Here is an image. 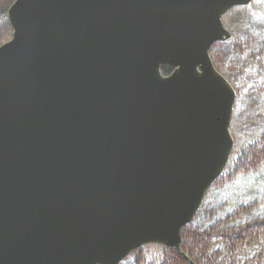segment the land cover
Listing matches in <instances>:
<instances>
[{"label": "water", "instance_id": "water-1", "mask_svg": "<svg viewBox=\"0 0 264 264\" xmlns=\"http://www.w3.org/2000/svg\"><path fill=\"white\" fill-rule=\"evenodd\" d=\"M249 1L14 0L0 45V264L179 249L232 148L235 95L208 49Z\"/></svg>", "mask_w": 264, "mask_h": 264}, {"label": "rangeland", "instance_id": "rangeland-1", "mask_svg": "<svg viewBox=\"0 0 264 264\" xmlns=\"http://www.w3.org/2000/svg\"><path fill=\"white\" fill-rule=\"evenodd\" d=\"M13 2L0 0V44L11 36L7 10ZM221 21L230 36L212 46L210 58L218 72L229 81L235 95L229 123L232 149L226 168L206 191L196 215L185 230L189 227L204 231L223 220L229 228L264 221V158L260 159V153L264 152V138L259 137L264 130V0H250L245 5L232 7ZM250 156L258 159L252 162L253 157ZM249 157L251 161H248ZM246 190H251L250 195L234 199ZM219 194L222 196L218 199ZM180 240L178 250L164 247L169 248V253L172 249L190 260L181 249V232ZM217 240L212 238L211 251ZM156 245H142L119 264H143L142 261L136 262L137 257L155 255ZM215 250L223 252L219 242ZM250 251L252 257L261 252L264 254L260 247H253ZM163 260L161 264H168Z\"/></svg>", "mask_w": 264, "mask_h": 264}, {"label": "trees", "instance_id": "trees-1", "mask_svg": "<svg viewBox=\"0 0 264 264\" xmlns=\"http://www.w3.org/2000/svg\"><path fill=\"white\" fill-rule=\"evenodd\" d=\"M171 70L172 68L168 65H163L161 68L163 74H168ZM259 137L264 138V130ZM260 154V159L264 158V152ZM255 156H250L251 158L253 157L252 162L258 159ZM250 157L248 161L251 159ZM189 224L181 229V249L190 257V260L176 254L172 249V253H169V248L158 244L156 245L158 247L154 248L157 249L154 252L155 255L151 257L147 255L143 257L138 256L136 262L142 261L143 264H161L164 259L163 261L167 260L166 262L168 264H264V254L262 252L252 257L250 251L253 247H260L264 251V221L259 224H246L236 228H229L223 220L213 228L204 231L195 230L194 228L190 229L189 227L185 230V227ZM212 238H216V240L220 238V240H223H217L219 245L222 246L223 252H217L215 250L218 244L216 241L212 244L213 251L209 249ZM216 252L222 254H217ZM154 258H156V262Z\"/></svg>", "mask_w": 264, "mask_h": 264}, {"label": "bare ground", "instance_id": "bare-ground-1", "mask_svg": "<svg viewBox=\"0 0 264 264\" xmlns=\"http://www.w3.org/2000/svg\"><path fill=\"white\" fill-rule=\"evenodd\" d=\"M222 22V21H221ZM225 28V27H224ZM228 31V30H227ZM229 33V32H228ZM228 38H229V36H228ZM228 38H226V39H228ZM226 39H224V40H226ZM224 40H222V41H224ZM218 42H220V41H218ZM215 43H213L210 47H209V49H208V57H209V59H210V62H211V64H212V67L214 68V70L215 71H217L218 72V70L216 69V67H215V65H214V63L212 62V60H211V58H210V50H211V48H212V46L214 45ZM1 45V44H0ZM219 73V72H218ZM220 74V73H219ZM222 75V74H221ZM223 76V75H222ZM228 83H229V81H227ZM230 84V83H229ZM231 85V84H230ZM232 87V86H231ZM233 141V140H232ZM232 149V148H231ZM227 163H228V161H227ZM227 165V164H226ZM250 191L251 190H246V191H244L243 193H241L240 195L238 194V197H237V195L234 197V199H238V198H240V197H247L248 195H250ZM226 195V194H225ZM225 195H223V196H225ZM222 195L221 194H219L218 195V199L221 197ZM204 198V197H203ZM203 201V200H202ZM198 210V209H197ZM196 213H197V211H196ZM196 213L194 214V216L196 215ZM193 216V217H194ZM193 219V218H192Z\"/></svg>", "mask_w": 264, "mask_h": 264}]
</instances>
